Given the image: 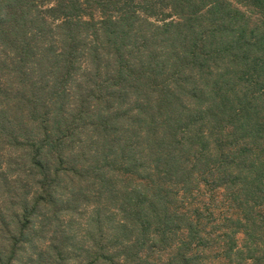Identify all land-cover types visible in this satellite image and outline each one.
Masks as SVG:
<instances>
[{
  "label": "trees",
  "instance_id": "16d2710c",
  "mask_svg": "<svg viewBox=\"0 0 264 264\" xmlns=\"http://www.w3.org/2000/svg\"><path fill=\"white\" fill-rule=\"evenodd\" d=\"M151 2L0 0V264H264V0Z\"/></svg>",
  "mask_w": 264,
  "mask_h": 264
},
{
  "label": "rangeland",
  "instance_id": "374dc122",
  "mask_svg": "<svg viewBox=\"0 0 264 264\" xmlns=\"http://www.w3.org/2000/svg\"><path fill=\"white\" fill-rule=\"evenodd\" d=\"M154 1L155 2H151L152 4L146 5L147 10H149V12L150 11L152 12L151 15H148L145 18V19L148 20V22H150L152 24H160L163 19L168 20V21L175 20V18H173V17L169 18L168 16H162L161 14L163 12H164V14H169L170 16H171V13L168 10L163 9V7L160 4V2L156 3L157 0H154ZM48 2H49V0H48ZM241 10L244 11V9H241ZM250 16H251V21L254 22L255 21V17L253 15H250ZM81 226H82V224L80 225V227H78V228H76L74 230V234L76 236H79V234L81 233V228H82ZM77 239H78L77 237L74 238V241H75L74 245L76 246L75 248H77L79 245L82 244V243H80V240H77ZM237 240H238L239 244H241L243 242V237L241 235H239L237 237ZM42 245H43V241L35 242V246L36 247L34 246V248H36V250H38L40 247H42ZM26 249H27V251H25V254H27V256H30L32 258V260H34L33 256H31L30 247L27 246ZM72 250H74V249H72ZM69 252H71V251L69 250ZM68 256L71 257L70 262L68 264H76L77 260H80V257H77V255L75 253L73 255L70 254Z\"/></svg>",
  "mask_w": 264,
  "mask_h": 264
}]
</instances>
